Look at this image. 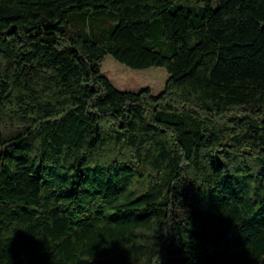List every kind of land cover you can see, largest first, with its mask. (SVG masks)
I'll return each instance as SVG.
<instances>
[{"label":"trees","instance_id":"obj_1","mask_svg":"<svg viewBox=\"0 0 264 264\" xmlns=\"http://www.w3.org/2000/svg\"><path fill=\"white\" fill-rule=\"evenodd\" d=\"M261 233L264 0H0V264H258Z\"/></svg>","mask_w":264,"mask_h":264},{"label":"rangeland","instance_id":"obj_2","mask_svg":"<svg viewBox=\"0 0 264 264\" xmlns=\"http://www.w3.org/2000/svg\"><path fill=\"white\" fill-rule=\"evenodd\" d=\"M100 69L116 88L122 90L137 91L148 86L153 93H158L163 89L168 77L163 67L132 69L119 63L110 55L103 59Z\"/></svg>","mask_w":264,"mask_h":264},{"label":"clouds","instance_id":"obj_3","mask_svg":"<svg viewBox=\"0 0 264 264\" xmlns=\"http://www.w3.org/2000/svg\"><path fill=\"white\" fill-rule=\"evenodd\" d=\"M93 242V239L87 234L80 236L64 248L55 251L54 264H80L81 261L90 260L89 245ZM245 247L250 255L258 261V264H264V233L254 236Z\"/></svg>","mask_w":264,"mask_h":264}]
</instances>
